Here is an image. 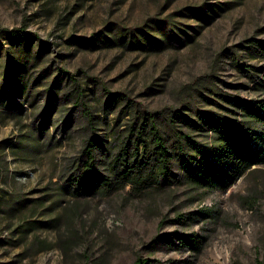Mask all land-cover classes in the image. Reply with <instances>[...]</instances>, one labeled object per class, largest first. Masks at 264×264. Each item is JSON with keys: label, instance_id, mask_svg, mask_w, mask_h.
Instances as JSON below:
<instances>
[{"label": "rangeland", "instance_id": "rangeland-1", "mask_svg": "<svg viewBox=\"0 0 264 264\" xmlns=\"http://www.w3.org/2000/svg\"><path fill=\"white\" fill-rule=\"evenodd\" d=\"M15 27L37 36L0 37V72L10 55L28 59L27 71L0 77V264L264 259V162L229 190L72 185L89 135L85 104L111 162L136 152L142 108L184 112L212 79L217 92L255 97L237 65L250 60L247 40L264 38V0H0V29ZM62 69L77 81H55ZM185 237L198 250L181 246Z\"/></svg>", "mask_w": 264, "mask_h": 264}, {"label": "trees", "instance_id": "trees-1", "mask_svg": "<svg viewBox=\"0 0 264 264\" xmlns=\"http://www.w3.org/2000/svg\"><path fill=\"white\" fill-rule=\"evenodd\" d=\"M2 36L23 40L37 35L25 27H15L0 29ZM247 41L245 48L250 60L237 65V68L250 81L256 96L246 98L223 90L217 92L212 79L207 86L195 89L199 96H193L184 112L171 108L168 112L157 113L142 108L141 114L137 115V120H142L139 125L132 126L130 133L135 143L134 154L126 152L110 162L108 149L97 134L91 106L82 104L89 135L75 167L72 185L81 191L109 187L114 180H122L133 187L162 182L191 188L229 190L238 176L263 163L264 38L253 37ZM27 61L23 62V71L28 67ZM19 64L16 54L10 55L0 77L8 79L10 71L22 65ZM61 76L67 77L69 82L77 81L74 74L66 69L57 74L55 81ZM56 90L54 84L50 91ZM76 93L79 100L85 95L79 89ZM210 95L218 97V100ZM112 98L116 102L124 99L129 104L134 103L120 93L112 94ZM224 102L226 106L222 104ZM180 245L198 250L196 239L192 237L181 238ZM146 263L147 260L141 258L135 262ZM258 264H264V259Z\"/></svg>", "mask_w": 264, "mask_h": 264}]
</instances>
